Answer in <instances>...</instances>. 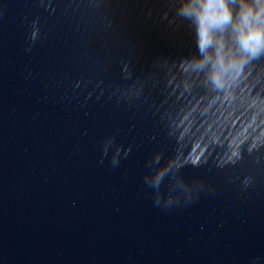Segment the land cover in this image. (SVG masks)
Listing matches in <instances>:
<instances>
[{
  "label": "water",
  "instance_id": "1",
  "mask_svg": "<svg viewBox=\"0 0 264 264\" xmlns=\"http://www.w3.org/2000/svg\"><path fill=\"white\" fill-rule=\"evenodd\" d=\"M177 3L0 0V264H264V145L201 153L245 116ZM241 76L264 93V57Z\"/></svg>",
  "mask_w": 264,
  "mask_h": 264
},
{
  "label": "clouds",
  "instance_id": "2",
  "mask_svg": "<svg viewBox=\"0 0 264 264\" xmlns=\"http://www.w3.org/2000/svg\"><path fill=\"white\" fill-rule=\"evenodd\" d=\"M43 2L40 0L41 4ZM175 8L176 15L188 21L194 33L198 55L188 61V67L203 72L209 87L225 94L230 101L225 111L245 116L242 135L237 131L231 138L224 136L223 141L208 138L201 150L203 153L205 149H222L217 169L235 168L243 160L241 148L249 138L250 149L264 145V93L249 95L241 90L240 85L245 66L264 57V0H178ZM39 38L40 30L30 34L31 43L25 50L30 51ZM77 82L76 87H79ZM257 83L249 80L252 88H256ZM204 160H192L190 163L198 166ZM172 163L166 167L170 169ZM164 174V171L157 173L156 181ZM250 183V179L246 180L244 188ZM191 203L193 201H189V205Z\"/></svg>",
  "mask_w": 264,
  "mask_h": 264
}]
</instances>
